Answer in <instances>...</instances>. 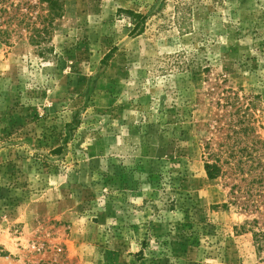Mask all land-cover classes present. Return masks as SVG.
I'll list each match as a JSON object with an SVG mask.
<instances>
[{
    "label": "rangeland",
    "instance_id": "rangeland-1",
    "mask_svg": "<svg viewBox=\"0 0 264 264\" xmlns=\"http://www.w3.org/2000/svg\"><path fill=\"white\" fill-rule=\"evenodd\" d=\"M51 31L0 37V264H264V0H65Z\"/></svg>",
    "mask_w": 264,
    "mask_h": 264
},
{
    "label": "trees",
    "instance_id": "trees-1",
    "mask_svg": "<svg viewBox=\"0 0 264 264\" xmlns=\"http://www.w3.org/2000/svg\"><path fill=\"white\" fill-rule=\"evenodd\" d=\"M39 2L45 4L44 10L46 13L44 15L38 14L32 17L29 11L30 5L26 6L27 2L22 0H0V37L4 35L9 37L12 31L23 26L24 29H28L30 32L29 41L31 44L37 45V47H39V55L45 58L48 57L49 50L44 45V42L47 39L50 40L52 33L51 29L55 21L64 15L65 0H39ZM127 13L134 24L133 31L142 32L146 17L135 11L128 10ZM63 147L64 146L60 145L53 151L59 153L63 150ZM224 161L225 160H222L220 156H217L205 162V169L209 178L214 179L224 173ZM228 165L232 174H238V168H240L239 160H237V162H228ZM241 172H243V170L240 169L239 173ZM243 179L245 180V177L242 178V180ZM251 182L252 184H258V186L262 187L255 193L258 199H253V204L257 203L261 198H263L264 203V174L262 172L259 173ZM233 191L235 199H242V206L247 209V183L244 186L235 184L233 186ZM254 224L255 227L258 228V230L253 231L254 239L261 253L264 252V213L263 220L260 222V220L256 218L254 219Z\"/></svg>",
    "mask_w": 264,
    "mask_h": 264
}]
</instances>
